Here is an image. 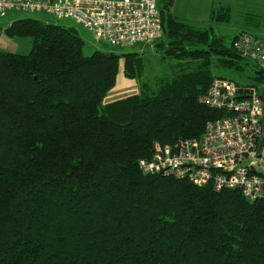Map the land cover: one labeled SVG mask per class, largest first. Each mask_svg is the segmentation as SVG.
<instances>
[{"label": "trees", "instance_id": "16d2710c", "mask_svg": "<svg viewBox=\"0 0 264 264\" xmlns=\"http://www.w3.org/2000/svg\"><path fill=\"white\" fill-rule=\"evenodd\" d=\"M170 5L152 47L170 73L111 102L120 62L125 79L142 80L143 53L85 56L76 28L31 18L3 28L31 50H0V264H264V201L139 168L155 143L199 139L223 115L199 101L224 78L213 67L253 65L255 83L229 80L264 86L233 46L260 37L243 30L226 43L214 30L231 23L229 7L213 6L199 27Z\"/></svg>", "mask_w": 264, "mask_h": 264}, {"label": "built area", "instance_id": "2783aa9c", "mask_svg": "<svg viewBox=\"0 0 264 264\" xmlns=\"http://www.w3.org/2000/svg\"><path fill=\"white\" fill-rule=\"evenodd\" d=\"M158 0H0V20L10 12L44 13L71 20L97 42L133 48L162 37ZM234 49L264 71V41L239 35ZM264 88V86H262ZM262 87H243L215 78L199 99L223 112L206 124L199 139L153 145L152 156L140 160L144 174L186 180L214 191L238 190L248 201H264V136Z\"/></svg>", "mask_w": 264, "mask_h": 264}, {"label": "rangeland", "instance_id": "374dc122", "mask_svg": "<svg viewBox=\"0 0 264 264\" xmlns=\"http://www.w3.org/2000/svg\"><path fill=\"white\" fill-rule=\"evenodd\" d=\"M165 3V2H164ZM163 3V4H164ZM210 3L215 5H222L229 7L232 10V21L228 25H214V30L217 35L222 36L226 43H229L230 38L243 30H248L250 33L259 36L264 39V0H184V8L189 12L195 14H206L208 12ZM8 19H24L31 18L38 20L44 24H54L63 27H74L76 28L79 36L84 40L85 46L83 49L85 56H90L94 51L114 52L122 54L124 52L136 51L140 54L143 53V59L145 62L144 77L139 81H127L123 76V64L120 62L119 73L117 77V86L113 89L106 98L107 102H111L117 99H121L133 94L138 93L140 85L144 82L154 87L157 78L170 73V66L172 62L169 60H163L159 54L152 48L154 44H139L133 48H120L109 46L102 41H95L91 34H89L82 27L76 25L71 20H58L53 16L44 13H28V12H10ZM3 23H9V20ZM210 24V23H209ZM193 25L199 27H206V22L194 23ZM249 25V26H248ZM6 37V36H5ZM4 37V38H5ZM9 39V38H5ZM14 43L18 42L17 49H6L0 48L1 51L15 53L20 55H27L31 50V39H10ZM264 41V40H263ZM158 42V41H156ZM173 65V64H172ZM254 66L248 67L243 73L236 72L235 70L222 69L213 67L212 72L215 76H221L225 79H232L241 84H252L255 83L250 79ZM122 80V81H121ZM121 81V82H120Z\"/></svg>", "mask_w": 264, "mask_h": 264}, {"label": "crops", "instance_id": "0c3cea01", "mask_svg": "<svg viewBox=\"0 0 264 264\" xmlns=\"http://www.w3.org/2000/svg\"><path fill=\"white\" fill-rule=\"evenodd\" d=\"M169 0H158V7L161 8L162 4L164 2H167ZM165 4V3H164ZM184 0H171V5H170V9L172 14H174L179 20L189 23V24H194V23H201V22H206L207 25L210 23L209 20V15H210V10L213 7V4L210 3V6L208 9V12L202 15L199 14H194L192 12H189L188 10H186V8H184ZM11 16H6L3 19L0 20V48H6V49H17L18 48V42L14 43L13 41H11L10 39H5L6 37L4 36L2 30L3 28L7 27L9 24H11L14 20L12 19H8ZM9 20V23L5 24L3 23L4 21ZM17 20V19H16ZM204 25V26H207ZM196 26V25H195ZM5 37V38H4ZM23 40V39H20ZM126 80V79H125ZM122 81V80H121ZM120 81V82H121ZM128 81V80H127ZM116 86H117V81H116ZM115 86V88H116ZM114 88V89H115Z\"/></svg>", "mask_w": 264, "mask_h": 264}, {"label": "water", "instance_id": "95a60500", "mask_svg": "<svg viewBox=\"0 0 264 264\" xmlns=\"http://www.w3.org/2000/svg\"><path fill=\"white\" fill-rule=\"evenodd\" d=\"M260 97L263 100V116L261 118V126H262V134L264 136V89H262V93L260 94Z\"/></svg>", "mask_w": 264, "mask_h": 264}, {"label": "bare ground", "instance_id": "6f19581e", "mask_svg": "<svg viewBox=\"0 0 264 264\" xmlns=\"http://www.w3.org/2000/svg\"><path fill=\"white\" fill-rule=\"evenodd\" d=\"M160 39H161V38H160ZM160 39H159V40H160ZM259 39H260V38H259ZM159 40H158V41H159ZM155 43H156V42H155ZM262 89H264V88L262 87Z\"/></svg>", "mask_w": 264, "mask_h": 264}]
</instances>
